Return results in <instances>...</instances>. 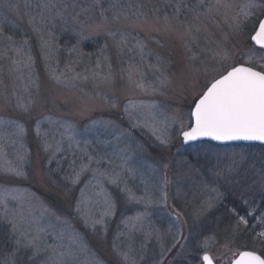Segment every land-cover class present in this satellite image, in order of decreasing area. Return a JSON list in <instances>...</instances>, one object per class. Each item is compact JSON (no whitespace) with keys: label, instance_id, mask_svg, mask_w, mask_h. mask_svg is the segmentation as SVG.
<instances>
[{"label":"rangeland","instance_id":"1","mask_svg":"<svg viewBox=\"0 0 264 264\" xmlns=\"http://www.w3.org/2000/svg\"><path fill=\"white\" fill-rule=\"evenodd\" d=\"M40 2L0 0V50L22 47L35 60L32 82L22 83L10 73L9 59H0V119L25 128L15 136L10 135L16 132L15 126L5 125L6 159L15 164L17 154L23 156L20 163L26 174L17 177L0 169V188L23 191L25 211L31 209L37 217L48 209L41 220L48 243H54V231L65 232V245L70 236L77 237L79 245H73L75 257L68 264H132L133 260L136 264H203L200 257L205 250L214 264H231L241 251L254 250L264 256V238L257 235L264 231V147L208 142L185 146L179 128V118L187 119L193 96L222 67L246 63L251 57L246 66L264 70V51L250 42L255 16L245 19L241 13L249 0H220L219 4L205 0L216 6L195 21L187 9L172 19L179 0H99L96 7H92L94 0H60L52 14L62 11L65 19L45 20L43 26ZM183 3L191 6L196 0ZM113 4L146 16L114 20L113 12L119 8H110ZM82 8L91 11L74 23L72 17ZM100 8L109 9L107 28L131 33L123 51L103 28L97 29L102 23ZM252 11L264 13V8ZM186 18L193 23L190 35L180 23ZM238 21L239 31L234 27ZM41 35L52 43L53 55L47 64L41 55ZM9 36L12 41L6 39ZM136 40L145 45L143 59L134 47ZM218 45L230 57L223 66L219 58H213ZM186 46L197 53V61L190 59ZM14 55L7 52L9 57ZM129 63L142 70L145 87L136 86L137 76L130 82L121 71ZM52 72L64 73L60 82L52 78ZM109 72L111 79L105 80ZM76 74L78 78L73 79ZM18 97L27 111L17 106ZM129 102L135 105L131 115L124 111ZM37 121L41 122L39 136ZM88 156L94 157L93 162L73 184L71 178L89 163ZM125 159L127 164L121 168ZM97 169L108 173L115 169L120 178L112 183ZM82 190L89 203L78 212ZM129 191L141 198L139 202L129 200ZM164 193L167 201L161 203ZM105 197L115 204L114 215L93 227L104 211ZM8 203L17 204L11 199ZM137 214L143 215V224L131 231L129 239V218ZM239 216L248 223H240ZM13 241L10 225L0 222V264H11ZM204 241L207 249L200 247ZM29 255L31 250L21 249L16 264H25ZM46 259L41 255L35 264Z\"/></svg>","mask_w":264,"mask_h":264},{"label":"snow or ice","instance_id":"2","mask_svg":"<svg viewBox=\"0 0 264 264\" xmlns=\"http://www.w3.org/2000/svg\"><path fill=\"white\" fill-rule=\"evenodd\" d=\"M60 0H41L37 4V7L41 10L40 23L43 26L45 20H55L56 17H60L62 20L65 19L62 11L57 10L55 16H53V9L58 8V3ZM220 0H216V4H219ZM99 5V0H94L92 7ZM64 8L67 9L68 5L65 2ZM211 3L206 4L205 0H196V3L189 6L188 4L183 3V0L175 5L172 19L176 20L181 14L183 9H187L189 13H192V20H199L200 15L204 10H211L212 7H215ZM230 5H225L229 7ZM15 7V5H13ZM73 7H76L73 4ZM130 7V6H129ZM110 8H119L118 11L113 12L112 18L114 20L120 19L122 16L125 19L138 16H146V13L143 12H131L129 13L123 7L118 5H110ZM264 8V0H249V3L241 9V13L245 19L255 16L253 21L252 34L250 36L251 41L255 46H258L260 49H264V13H254L252 9ZM109 9L100 8L99 15L101 17L102 23L97 25V29L103 28L108 36H110L117 45V48L123 51L127 47L129 42V37L131 33H126L120 30L113 31L106 27V22L108 21V16L106 12ZM91 11V8H82L80 12H77L73 17V22H79V16L82 13H88ZM158 9H154V12ZM165 21H168L169 17L165 15ZM66 22V21H65ZM83 26V22H80ZM185 26V33L191 34L193 30L192 21H188L187 18L185 21L180 22ZM53 26H55L53 24ZM235 29L239 31L241 29V23L238 21L234 25ZM38 33L41 31L40 28H34ZM199 31V28L196 29ZM2 35V32H0ZM49 36L51 33L49 32ZM8 41H12V37H6ZM195 41V37H192ZM27 43V41H25ZM107 47V45H105ZM134 47L138 49L141 59H143L145 53V45L142 41L136 40ZM40 48L41 55L45 59L46 64L50 62V58L53 55L52 43L50 40H45L43 36H40ZM187 51L190 53V59L195 62L198 59L197 53L192 50L191 47H187ZM11 50L15 53L14 56H7V52ZM131 51V49H130ZM7 58L10 61L11 67L9 69L10 73L14 74L16 79H19L22 83L27 79L29 82L33 80V67L35 60L31 55V52H24L22 47H11L0 50V59ZM213 58H219L218 63L223 66L229 60L228 51L224 50L221 46L218 45L217 50L214 51ZM107 59V58H106ZM159 57L157 60L159 61ZM251 57L249 61L251 62ZM203 63V61L201 62ZM246 63H235L229 67H222L218 71L217 75L212 77L210 80H207L204 84L202 90L193 96L187 112V119L183 117L179 118V128L181 129L180 134L183 137L185 143L190 141H196L203 138H209L211 140L227 142V141H260L264 142V70H256L252 66H246ZM100 67L99 62H97V68ZM110 67V65H109ZM126 74L130 82L133 81L134 76L138 77L136 82L137 87H145L144 77L142 70L135 64L129 63L127 68H122L121 70ZM196 71H199L197 68ZM205 72L208 69L205 67ZM27 72V77L25 73ZM96 74V73H94ZM79 74L73 76V79L78 78ZM51 76L57 82L61 81V78L64 76V73H55L52 72ZM86 78V77H85ZM105 80L111 79V72L103 77ZM164 81L161 80V84ZM25 91H27L28 85L25 84ZM148 87H152L148 85ZM155 91V89H152ZM15 95V93H13ZM18 107L23 108L25 111L28 110V106L23 103V98L18 97ZM135 105L132 102H129V105H126L124 108L125 113L131 115V109H134ZM49 120L50 123H55L51 120L50 117H45ZM175 122V121H174ZM40 121L36 123V132L39 136L40 132ZM5 125H14L16 132L10 135L20 136L25 132V128L22 124L17 123L13 120H4L0 119V169L5 172L14 174L17 177L25 176L22 164L20 163L23 160V156L17 154V162L14 164L11 161L6 159L7 153L5 152V135L4 127ZM134 126H138L135 125ZM47 135V134H45ZM69 139H73L69 137ZM161 143H166V140H162ZM79 146V142H77ZM46 149L48 145L45 146ZM59 149V146H58ZM88 164L81 166L80 171L74 173V176L71 178L72 183H78L80 176L89 169V165L93 162L94 157L88 156ZM243 159V158H241ZM97 164L100 163L99 160H95ZM111 163V161H109ZM127 164V160H123L120 167L124 168ZM98 175L104 176L107 175L112 183H116L120 178V173L115 169H112L111 173L108 172H99L95 170ZM129 172L132 169H128ZM231 171V168H230ZM167 183V181H165ZM24 195L25 193L20 189L15 188H0V222L10 225V235L14 237L15 248L12 250L13 260L11 264H16L15 256L21 249L25 252L31 250V255L27 256V262L35 264L36 258L45 255L46 260H43L41 264H68V261L74 259L75 249L73 245H79L78 239L75 235L69 237V243L65 245L63 243L65 239V232H53L52 236L54 243L49 244L46 236L47 230L41 226V220L44 217V214L48 209H43L37 217L34 212L29 209L27 212L24 209ZM100 195V194H98ZM219 196V193L217 194ZM81 197L83 198L77 204V211H81V205L88 204L89 200L85 198V193L81 191ZM130 201L139 202L141 198L135 196L134 193L129 191L128 196ZM16 201L17 204L15 207L9 206V200ZM167 194H163V198L160 201L161 203H166ZM151 203V200L148 201ZM247 203V201H245ZM233 213L236 212V209L231 210ZM115 204L109 200L107 197L104 198V211L101 214L100 219L93 221V227L96 224H103L104 217H110L114 215ZM251 213H249L250 215ZM179 216V213H177ZM59 219V218H58ZM131 227L129 230V239L132 238L131 231L133 229L139 230V226L143 224V215L137 214L133 218H129ZM129 220L124 221L125 225L128 226ZM239 222L247 224L248 221L244 216H239ZM87 223V220H85ZM146 237H150L151 233H146ZM259 237L264 238V231L257 234ZM201 248L207 249L208 243L204 241ZM123 259L128 260L129 257L127 253L123 254ZM203 264H213V256L209 254L207 250L204 251L203 255L200 257ZM132 264H136L133 260ZM231 264H264V256L258 255L254 250L253 251H241L238 253V258L231 262Z\"/></svg>","mask_w":264,"mask_h":264},{"label":"water","instance_id":"3","mask_svg":"<svg viewBox=\"0 0 264 264\" xmlns=\"http://www.w3.org/2000/svg\"><path fill=\"white\" fill-rule=\"evenodd\" d=\"M252 42V41H251ZM253 44V42H252ZM254 45V44H253ZM255 46V45H254ZM256 48H259L258 46H255ZM260 49V48H259ZM261 50H264V49H261ZM181 139H182V143L183 145L187 146V145H191V144H194V143H199V142H203V141H207V142H210V143H213V144H216V145H219V146H224V145H232V144H243V145H260V146H264V142H260V141H227V142H220V141H215V140H211L209 138H203V139H199V140H196V141H190V142H187L185 143L184 140H183V137L181 136ZM236 258H238V255L236 256ZM234 258L233 261L236 259ZM214 264V262H213Z\"/></svg>","mask_w":264,"mask_h":264}]
</instances>
